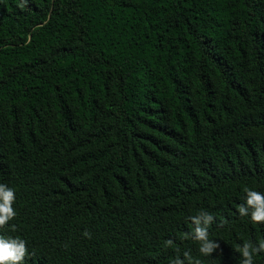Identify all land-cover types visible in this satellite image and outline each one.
<instances>
[{
	"label": "trees",
	"instance_id": "16d2710c",
	"mask_svg": "<svg viewBox=\"0 0 264 264\" xmlns=\"http://www.w3.org/2000/svg\"><path fill=\"white\" fill-rule=\"evenodd\" d=\"M0 184L23 264H241L264 239L238 213L264 193V0H0ZM202 210L210 256L185 239Z\"/></svg>",
	"mask_w": 264,
	"mask_h": 264
},
{
	"label": "clouds",
	"instance_id": "9594fccd",
	"mask_svg": "<svg viewBox=\"0 0 264 264\" xmlns=\"http://www.w3.org/2000/svg\"><path fill=\"white\" fill-rule=\"evenodd\" d=\"M23 6V5H21ZM245 203L238 206V213L241 217L248 216L250 221L255 224L264 223V193L254 191L245 187ZM15 192L5 184H0V228H3L9 221L16 216L13 208ZM194 229L191 234H185V239H192L199 244V253L203 256H210L219 249L220 245L209 239L208 227L212 224L214 217L206 211H200L198 215L189 217ZM15 231V226H12ZM85 236L89 234L84 233ZM166 246L173 244L172 240L165 242ZM242 260L241 264H253L255 255L264 252V239L257 244L245 242L237 247ZM179 253V249H177ZM26 241L19 237L0 236V264H23L27 255ZM183 259L177 255L171 260V264H202L201 260L194 258L190 251L183 252Z\"/></svg>",
	"mask_w": 264,
	"mask_h": 264
}]
</instances>
